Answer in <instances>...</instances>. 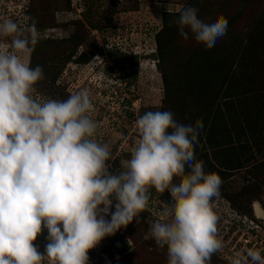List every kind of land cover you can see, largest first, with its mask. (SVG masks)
Returning a JSON list of instances; mask_svg holds the SVG:
<instances>
[{"label": "rangeland", "instance_id": "rangeland-1", "mask_svg": "<svg viewBox=\"0 0 264 264\" xmlns=\"http://www.w3.org/2000/svg\"><path fill=\"white\" fill-rule=\"evenodd\" d=\"M188 1L68 0L65 9V0H0V23L10 18L27 33L35 19L39 40L52 39L47 48L38 46L24 57L29 66L33 62L43 68L44 78L34 86L33 95L41 102L66 100L88 90L93 104L90 115L97 125L94 138L109 146L114 170H123L131 158L139 139L135 122L143 113L169 110L177 121L193 125L199 119L203 129L194 148L196 159L203 161L206 173L214 172L223 181L220 196L211 202L213 210L225 220L233 210L249 215L253 202L264 209V96L251 113L237 96H225L228 87L233 94L231 86L237 85L240 73H254L264 81V0H198L200 19L210 22L223 16L228 21L227 35L210 49L196 43L190 32L188 39L180 36L174 19L169 34L164 32V45L169 48L164 83L152 57L155 33L164 13H180ZM253 22H260L255 31ZM249 35L256 43L254 49L245 46ZM238 40L241 46H236ZM10 45V37H0V51H10ZM73 47V57L55 59ZM237 51L242 58L236 54L232 60ZM78 53L86 54L87 61L77 63ZM50 54L58 57L52 59ZM235 69L239 70L235 73ZM52 75L55 80L49 83ZM237 111L244 112L234 117ZM221 162L234 169L225 170ZM178 182L174 177L172 183ZM150 193L149 211L140 213L139 222L134 220L110 235L125 251L118 254L102 239L88 252V264H167L166 246L155 244L151 227L171 201L154 188ZM217 224L221 227V222ZM46 236L45 230L34 241L41 253ZM223 248L212 256L211 264H229L222 259ZM44 262L49 264L47 258Z\"/></svg>", "mask_w": 264, "mask_h": 264}, {"label": "clouds", "instance_id": "clouds-1", "mask_svg": "<svg viewBox=\"0 0 264 264\" xmlns=\"http://www.w3.org/2000/svg\"><path fill=\"white\" fill-rule=\"evenodd\" d=\"M175 23L180 36L190 32L206 49L227 35L225 17L205 22L192 6ZM39 36L35 19L27 33L10 18L0 23V37L11 38L10 51H0V264H88L104 237L139 222L151 188L170 190L171 203L151 227L155 244L166 246L167 264H211L224 247L211 204L223 181L196 159L202 121L184 124L169 110L143 113L131 158L114 170L109 146L94 138L88 90L66 100L34 97L43 68L24 57ZM45 230L41 253L34 241ZM230 264H264V256L249 248Z\"/></svg>", "mask_w": 264, "mask_h": 264}, {"label": "trees", "instance_id": "trees-1", "mask_svg": "<svg viewBox=\"0 0 264 264\" xmlns=\"http://www.w3.org/2000/svg\"><path fill=\"white\" fill-rule=\"evenodd\" d=\"M51 1H56V0H51ZM83 1V0H82ZM198 0H189L188 3L186 5L183 6L184 7H187V6H192L193 4H195ZM68 0H65V9H68L69 5H68ZM84 4H82L83 6ZM195 7L198 9L199 6H197L195 4ZM179 17V13L176 12V13H164L163 14V18H162V26L161 28L155 33V37H154V40H155V55H156V60H155V65L161 75V79L162 81L165 83V73H164V69H163V63L165 61V57L167 56V54L169 53V48L166 47L165 48V45H164V42H165V36H164V32L169 34V31H170V24L172 23V21L175 19H178ZM260 26V22H253V28H254V31ZM46 30H52L51 28H48ZM250 36H248V40H247V43L245 44L246 45H250V48L251 49H254L256 46H255V42H250ZM75 38L74 36H71V39ZM166 38H169V37H166ZM67 39V38H66ZM65 39V40H66ZM52 39L50 38H46V39H41L39 40V42L41 43H37L34 50H36L37 48H39L38 46H43L45 45L46 48H47V45H49L51 43ZM234 44V40H232L231 42V45ZM236 46H241V41L238 40L236 43ZM230 45V46H231ZM34 53V51H32ZM31 52V54H33ZM75 52V49L74 47L73 48H70L68 49L65 53H62V54H58V55H54V54H50V56L53 58H55L56 56L58 58H55L57 59V61H59L60 57L61 59H69L70 57H73V53ZM242 53V52H241ZM79 54V53H78ZM236 54L239 55L240 58H242V55L239 54V52L237 51L236 53H233L232 54V60L236 57ZM51 59V60H52ZM76 62L77 63H84L87 61L88 59V56L86 54H79L76 58ZM130 59L131 61H134V59L130 56ZM30 67L34 68L36 67V63L33 64V62H31V65ZM239 69H235V73L238 71ZM240 80L238 81L237 85L235 86H231L234 87V92L233 94L231 93V89L228 87L226 89L227 92V95L225 96L226 98L228 97H231V96H237L239 101L242 100V102L246 105V110L247 112H250L251 113V110L254 109V108H257L258 106L261 105V101H259V97L260 96H264V81H261V80H258L257 76H255V74H251V73H244V75H242V73H240ZM238 75V74H237ZM237 75H235L234 77L236 78ZM212 76H214L212 74ZM230 76L232 77V74H230ZM233 78V77H232ZM234 79V78H233ZM55 78H53V75L51 76L50 78V81L49 83L51 82H54ZM40 85V82H38L36 84V86ZM263 92V93H261ZM245 111V110H244ZM244 111H237L236 113L234 112V117H239V115L241 113H243ZM228 112V111H227ZM257 111H254V113H256ZM225 160V159H223ZM224 168L225 170L229 171L231 169H234V167H232L231 164H225L223 162L220 163ZM163 194L170 199L171 201V196L168 194V192L165 190V192H163ZM166 201V200H165ZM250 207V206H249ZM233 213L234 214H238V215H244V216H247V217H252V212H251V208L248 209V214L246 213H242V212H238L236 210H233ZM144 215V214H143ZM143 215H142V218H143ZM145 215H146V212H145ZM110 237V236H109Z\"/></svg>", "mask_w": 264, "mask_h": 264}, {"label": "built area", "instance_id": "built-area-1", "mask_svg": "<svg viewBox=\"0 0 264 264\" xmlns=\"http://www.w3.org/2000/svg\"><path fill=\"white\" fill-rule=\"evenodd\" d=\"M80 8L81 6L78 10ZM214 212L219 217L218 222H221V227H217V235L219 234L218 232L221 233V239L224 244L223 260L230 264L231 258L237 252L243 253L249 248L260 250L261 255L264 256V216L261 218L253 215L252 217H246L232 213L225 220L223 219V214L219 213L218 210H214ZM43 264L47 263L43 262Z\"/></svg>", "mask_w": 264, "mask_h": 264}, {"label": "water", "instance_id": "water-1", "mask_svg": "<svg viewBox=\"0 0 264 264\" xmlns=\"http://www.w3.org/2000/svg\"><path fill=\"white\" fill-rule=\"evenodd\" d=\"M98 49V53L102 54L103 53V49L102 48H97ZM152 57L156 60V55L155 53H152ZM252 215L258 218H261L264 216V209L262 208V210L258 207L257 203L253 202L252 203ZM259 209L261 210V214L258 215L257 214V210L259 211ZM105 240L107 242L110 243V245H112V247L117 251L118 254H121L125 251L124 247L122 244L117 243L116 241H114L111 237L106 236Z\"/></svg>", "mask_w": 264, "mask_h": 264}, {"label": "bare ground", "instance_id": "bare-ground-1", "mask_svg": "<svg viewBox=\"0 0 264 264\" xmlns=\"http://www.w3.org/2000/svg\"><path fill=\"white\" fill-rule=\"evenodd\" d=\"M258 207H259V205H258ZM259 208L262 210L261 207H259ZM257 214L260 215L261 214V211H258Z\"/></svg>", "mask_w": 264, "mask_h": 264}, {"label": "flooded vegetation", "instance_id": "flooded-vegetation-1", "mask_svg": "<svg viewBox=\"0 0 264 264\" xmlns=\"http://www.w3.org/2000/svg\"><path fill=\"white\" fill-rule=\"evenodd\" d=\"M168 191H169V190H168ZM169 194H170V191H169ZM148 211H149V209H148ZM103 239H105V237H104Z\"/></svg>", "mask_w": 264, "mask_h": 264}]
</instances>
